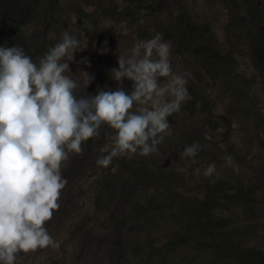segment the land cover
Wrapping results in <instances>:
<instances>
[{
    "label": "rangeland",
    "instance_id": "rangeland-1",
    "mask_svg": "<svg viewBox=\"0 0 264 264\" xmlns=\"http://www.w3.org/2000/svg\"><path fill=\"white\" fill-rule=\"evenodd\" d=\"M65 31L83 49L69 63L77 97L114 91L118 54L133 37L159 33L174 71L190 74L191 99L169 117L173 134L156 153L101 168L99 149L113 131L102 126L82 153L70 154L61 207L45 225L59 247L21 253L19 264L264 260V76L249 44L253 33L264 41V0H0V44L20 45L33 60ZM81 71L92 77L86 88ZM120 86L130 91L131 81ZM194 142L200 150L189 162L180 154ZM210 163L216 170L205 176Z\"/></svg>",
    "mask_w": 264,
    "mask_h": 264
},
{
    "label": "clouds",
    "instance_id": "clouds-1",
    "mask_svg": "<svg viewBox=\"0 0 264 264\" xmlns=\"http://www.w3.org/2000/svg\"><path fill=\"white\" fill-rule=\"evenodd\" d=\"M81 50L79 38L68 31L38 61L20 45L0 44V264H19L21 253L59 247L45 225L61 207L68 182L62 166L102 126L113 131L110 143L99 149L97 166L107 168L118 157H146L172 136L169 117L191 99L190 74L174 71L170 44L159 33L148 40L133 37L132 47L118 54L110 70L118 85L114 91L77 97L80 81L69 63ZM81 72L86 88L92 77ZM122 80L131 81L130 91L120 86ZM204 139H212L208 130ZM199 150L194 142L181 158L194 162ZM215 170L210 163L203 175Z\"/></svg>",
    "mask_w": 264,
    "mask_h": 264
},
{
    "label": "trees",
    "instance_id": "trees-1",
    "mask_svg": "<svg viewBox=\"0 0 264 264\" xmlns=\"http://www.w3.org/2000/svg\"><path fill=\"white\" fill-rule=\"evenodd\" d=\"M250 58L256 70L264 76V41L258 34L249 36ZM253 264H264V260H257Z\"/></svg>",
    "mask_w": 264,
    "mask_h": 264
}]
</instances>
